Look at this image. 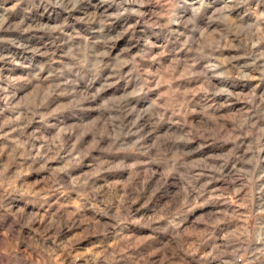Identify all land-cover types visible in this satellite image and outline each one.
I'll list each match as a JSON object with an SVG mask.
<instances>
[{"label": "rangeland", "instance_id": "1", "mask_svg": "<svg viewBox=\"0 0 264 264\" xmlns=\"http://www.w3.org/2000/svg\"><path fill=\"white\" fill-rule=\"evenodd\" d=\"M0 264H264V0H0Z\"/></svg>", "mask_w": 264, "mask_h": 264}]
</instances>
